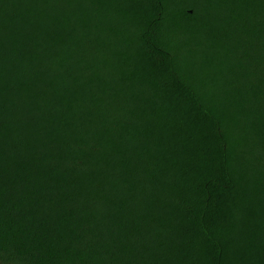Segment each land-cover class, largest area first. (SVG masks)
Masks as SVG:
<instances>
[{
	"label": "trees",
	"instance_id": "16d2710c",
	"mask_svg": "<svg viewBox=\"0 0 264 264\" xmlns=\"http://www.w3.org/2000/svg\"><path fill=\"white\" fill-rule=\"evenodd\" d=\"M0 264H264V0H0Z\"/></svg>",
	"mask_w": 264,
	"mask_h": 264
}]
</instances>
